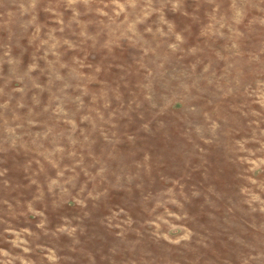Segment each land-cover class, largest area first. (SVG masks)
<instances>
[{
    "label": "rangeland",
    "instance_id": "obj_1",
    "mask_svg": "<svg viewBox=\"0 0 264 264\" xmlns=\"http://www.w3.org/2000/svg\"><path fill=\"white\" fill-rule=\"evenodd\" d=\"M0 264H264V0H0Z\"/></svg>",
    "mask_w": 264,
    "mask_h": 264
}]
</instances>
